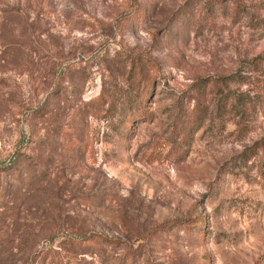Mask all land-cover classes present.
<instances>
[{"label": "rangeland", "instance_id": "obj_1", "mask_svg": "<svg viewBox=\"0 0 264 264\" xmlns=\"http://www.w3.org/2000/svg\"><path fill=\"white\" fill-rule=\"evenodd\" d=\"M262 71L264 0H0V264H264Z\"/></svg>", "mask_w": 264, "mask_h": 264}, {"label": "trees", "instance_id": "obj_2", "mask_svg": "<svg viewBox=\"0 0 264 264\" xmlns=\"http://www.w3.org/2000/svg\"><path fill=\"white\" fill-rule=\"evenodd\" d=\"M258 59V58H257ZM254 59L251 61V64H253L252 71H258L259 63L258 60ZM262 73H264L262 71ZM213 89L215 90V103L220 109H224L228 111L230 115L236 116L237 114H246L248 112H252L256 109L264 108V83L261 86H256V90L254 88L247 89L245 92H239L237 93L233 89L230 88V82L235 83L236 86H239V88L242 87L244 84H252L254 83L252 80L251 74H242L237 73L230 77H222L219 80L213 81ZM221 83L222 86H226L228 88L227 94L223 90V87H218ZM220 85V86H221ZM217 87V88H215ZM253 89V90H252ZM255 91L256 94H253ZM237 93V95L235 94ZM229 106V104H231ZM229 106V107H228ZM241 114V115H242ZM207 120V117L203 119V122ZM241 123V121H237V124ZM264 148H259V150H256L253 152V154H250L246 157V160L249 161L255 156H257L261 150ZM191 220H173L171 222L172 227H177L180 224H188ZM194 221H198L200 224V228L197 230L199 231V235L204 231V224H205V217L200 216L196 218ZM142 239V238H141ZM66 245H69L70 247L77 248L78 250L82 251L80 253L83 254H91V256H97L101 260H105L107 262L110 261H117L119 264H129L133 259L136 258V256L142 255L145 253V242L142 241L138 247H134L132 243H126L123 242L119 238H111L108 235L100 232H92L84 237L80 238H71L64 242ZM128 250H125L126 248ZM108 248H113L114 250H124L125 252L122 254H112L107 251ZM154 264V263H150Z\"/></svg>", "mask_w": 264, "mask_h": 264}]
</instances>
